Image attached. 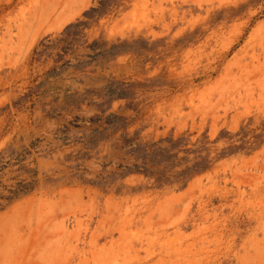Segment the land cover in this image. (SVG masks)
<instances>
[{
    "label": "rangeland",
    "instance_id": "374dc122",
    "mask_svg": "<svg viewBox=\"0 0 264 264\" xmlns=\"http://www.w3.org/2000/svg\"><path fill=\"white\" fill-rule=\"evenodd\" d=\"M18 183L0 264H264V0H0Z\"/></svg>",
    "mask_w": 264,
    "mask_h": 264
},
{
    "label": "trees",
    "instance_id": "16d2710c",
    "mask_svg": "<svg viewBox=\"0 0 264 264\" xmlns=\"http://www.w3.org/2000/svg\"><path fill=\"white\" fill-rule=\"evenodd\" d=\"M104 5H105L104 3L101 4V6H104ZM91 11H94V9H92ZM69 37L70 36L67 35L62 41L66 42V40ZM90 48L93 50V53L89 54L87 56V60H86L87 62H90L96 58L98 59L102 55L101 52H96V49H98L96 42L92 43V45H90ZM67 64H70V63L67 62ZM161 142H163V141H160V143ZM128 143H130V145H133L131 141H128ZM169 144L171 145L170 147L172 148V145H175L176 143L170 139ZM154 147H156V148L153 150V154L158 153V152H161V153L167 152V148L158 147L157 145H154ZM151 153H152V151L151 152H144V154H143L144 156L137 158V160L142 161L141 165L134 164L133 166H130V167L126 166V168L128 170H136V171L143 172V173H149V170L146 168V159L147 158H149L148 160L151 163H154L158 166H165V165L169 164L168 160H166V158H161V156L159 158H156V157L152 156ZM207 164H208L207 161H206V165H200V164L196 163L191 168H186L182 172L178 173L177 176L180 178L182 177V179L188 178L189 176H191L194 173L205 170L207 168ZM31 188H32L31 184L18 183L14 189L8 190L7 194L3 195L2 194L3 187H1V185H0V200H3L5 202H11L12 200L18 198L19 196L30 192L32 190Z\"/></svg>",
    "mask_w": 264,
    "mask_h": 264
},
{
    "label": "bare ground",
    "instance_id": "6f19581e",
    "mask_svg": "<svg viewBox=\"0 0 264 264\" xmlns=\"http://www.w3.org/2000/svg\"><path fill=\"white\" fill-rule=\"evenodd\" d=\"M16 207H17V206H15V209H16ZM18 207H19V206H18ZM19 208H20V207H19ZM19 208L16 209L17 213L20 211V210H18ZM11 209L13 210L14 208L12 207ZM21 209H22V208H21ZM12 210H11L10 213H13V215H14V212H12ZM18 214H20V212H19ZM1 216H2V218H3V217H6V216H7V213H6L4 216H3V215H1ZM9 216H10V215H9ZM0 218H1V217H0ZM8 218H10V217H8ZM0 220H1L0 223H2V219H0ZM5 221H6V220H5ZM5 221H4V222H5ZM7 222H8V221H7ZM5 223H6V222H5ZM1 226H2V225H1ZM1 226H0V227H1Z\"/></svg>",
    "mask_w": 264,
    "mask_h": 264
}]
</instances>
